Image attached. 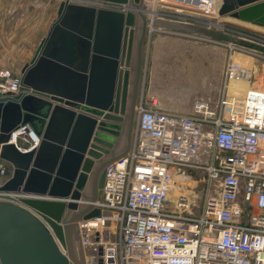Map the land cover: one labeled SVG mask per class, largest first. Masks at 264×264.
Masks as SVG:
<instances>
[{
    "label": "water",
    "instance_id": "water-1",
    "mask_svg": "<svg viewBox=\"0 0 264 264\" xmlns=\"http://www.w3.org/2000/svg\"><path fill=\"white\" fill-rule=\"evenodd\" d=\"M100 1L135 11L63 0L20 92L0 95V159L13 167L0 183V264H86L79 223L100 214L106 168L131 148L148 20L143 0ZM219 14L264 27V0H223ZM21 127L35 149L12 141Z\"/></svg>",
    "mask_w": 264,
    "mask_h": 264
},
{
    "label": "built area",
    "instance_id": "built-area-1",
    "mask_svg": "<svg viewBox=\"0 0 264 264\" xmlns=\"http://www.w3.org/2000/svg\"><path fill=\"white\" fill-rule=\"evenodd\" d=\"M71 1L134 9L100 0ZM218 1L164 2L189 22L198 20L196 14L213 18ZM244 77L239 64L228 63L218 101L198 100L190 114L161 109L153 97L138 102L131 148L107 166L101 196L93 203L100 214L79 223L82 244L94 248L98 264H264V89L235 92L232 85ZM21 85L20 74L0 69V95L19 93ZM207 135L208 146L223 153L209 169L219 181L216 194L207 197L199 215L188 211L185 195L176 199V209H166L174 175L192 166ZM12 141L30 151L40 137L21 127ZM7 173L0 159V183ZM242 200L256 211L247 212ZM112 228L115 239L109 236Z\"/></svg>",
    "mask_w": 264,
    "mask_h": 264
},
{
    "label": "rangeland",
    "instance_id": "rangeland-1",
    "mask_svg": "<svg viewBox=\"0 0 264 264\" xmlns=\"http://www.w3.org/2000/svg\"><path fill=\"white\" fill-rule=\"evenodd\" d=\"M62 1L0 0V69H10L15 74L22 75V70L33 58L45 29L56 18ZM155 1L143 0L148 22L143 45L139 102L153 97L161 108L153 93L163 92L167 103H172L181 88L186 91L183 98L190 99L195 89L202 87L199 83L202 78L199 76L201 68L208 67L213 69L212 100L209 101L216 103L222 95L227 65L233 62L245 71L244 79L232 85L235 92L242 94L245 89H264V27L229 15L221 16L219 9L223 0L218 1L213 18L196 14L194 16L198 20L189 22H182L178 16L179 11L167 6L165 0H159L156 4ZM154 9L156 13L152 12ZM163 19L184 28L163 25ZM211 21L214 22L213 25L210 24ZM152 22L155 30L150 31ZM207 57L213 59V64L210 59L206 60ZM192 111L181 113L190 114ZM210 137L211 135L204 137L192 166L174 175L166 209H176L175 199L179 195H185L190 202L188 211L199 215L203 212L207 197L216 194L219 181L211 178L209 169L223 153L208 146ZM20 144L22 146L21 142ZM6 165L8 173L3 177L4 181L13 173V167L8 162ZM242 202L247 212L256 211L252 204ZM114 231V228L109 231L111 239L116 237ZM83 248L86 264H98L94 248Z\"/></svg>",
    "mask_w": 264,
    "mask_h": 264
},
{
    "label": "crops",
    "instance_id": "crops-1",
    "mask_svg": "<svg viewBox=\"0 0 264 264\" xmlns=\"http://www.w3.org/2000/svg\"><path fill=\"white\" fill-rule=\"evenodd\" d=\"M58 9H59V7H58ZM57 13H58V11H57ZM56 18H57V15H56ZM55 19H53L49 23L48 27L45 29V33H44L43 37L38 41L37 48H38L40 42L42 41V39L47 35V33L51 27V24L53 23V21ZM161 24H163V25H176V27L178 26V27L184 28L182 25H180V24L178 25L177 23L175 24V23L168 21V20L161 21ZM37 48H36V50H37ZM36 50H35V53H36ZM35 53H34V55H35ZM207 59H210L211 63L213 64L212 58L207 57L206 60ZM212 70H213L212 68H208V67L201 68V70L199 72V76H202V78L199 79L200 80L199 83L202 84V87L195 89V91L193 92L194 94L188 100H185L183 98V95L186 91L182 90V88L175 95L176 97H175L174 101H172V103H167V101H166L167 98L163 92H159V91L155 92V93H153V96H155L158 99L161 108H163L165 110L190 112L193 109L194 102H196L198 100H207V101L212 100V90H213L211 88V84H212L211 76H212V72H213Z\"/></svg>",
    "mask_w": 264,
    "mask_h": 264
},
{
    "label": "flooded vegetation",
    "instance_id": "flooded-vegetation-1",
    "mask_svg": "<svg viewBox=\"0 0 264 264\" xmlns=\"http://www.w3.org/2000/svg\"><path fill=\"white\" fill-rule=\"evenodd\" d=\"M138 50H139V44L138 41L136 42V47H135V55H134V63H133V79H132V86H131V94H130V100H129V104H130V108L129 110L131 111L132 109V105H133V101H134V97H135V88H136V73H137V65H138V61H139V57H138ZM142 63H143V48H142V59H141V72H142ZM140 81H141V76L139 78V82H138V86H137V96H136V105H135V109H136V116H137V105L139 102V90H140Z\"/></svg>",
    "mask_w": 264,
    "mask_h": 264
},
{
    "label": "bare ground",
    "instance_id": "bare-ground-1",
    "mask_svg": "<svg viewBox=\"0 0 264 264\" xmlns=\"http://www.w3.org/2000/svg\"><path fill=\"white\" fill-rule=\"evenodd\" d=\"M158 1H159V0H156V1H155V4H156V2H158ZM217 6H218V4H217ZM217 6H216V8H217ZM154 10H155V9H154ZM154 10L152 11L153 13H154ZM175 200H176V199H175Z\"/></svg>",
    "mask_w": 264,
    "mask_h": 264
}]
</instances>
